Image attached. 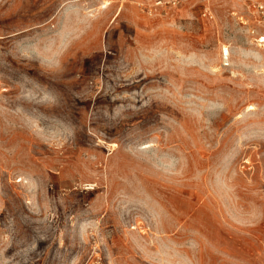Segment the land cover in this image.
Listing matches in <instances>:
<instances>
[{
    "label": "rangeland",
    "instance_id": "374dc122",
    "mask_svg": "<svg viewBox=\"0 0 264 264\" xmlns=\"http://www.w3.org/2000/svg\"><path fill=\"white\" fill-rule=\"evenodd\" d=\"M169 1L0 0V264H264V0Z\"/></svg>",
    "mask_w": 264,
    "mask_h": 264
},
{
    "label": "built area",
    "instance_id": "2783aa9c",
    "mask_svg": "<svg viewBox=\"0 0 264 264\" xmlns=\"http://www.w3.org/2000/svg\"><path fill=\"white\" fill-rule=\"evenodd\" d=\"M183 0H170L168 3L175 4V3H180Z\"/></svg>",
    "mask_w": 264,
    "mask_h": 264
},
{
    "label": "bare ground",
    "instance_id": "6f19581e",
    "mask_svg": "<svg viewBox=\"0 0 264 264\" xmlns=\"http://www.w3.org/2000/svg\"><path fill=\"white\" fill-rule=\"evenodd\" d=\"M262 41H263V39H262ZM224 50H225V51L227 50L226 47H224Z\"/></svg>",
    "mask_w": 264,
    "mask_h": 264
}]
</instances>
